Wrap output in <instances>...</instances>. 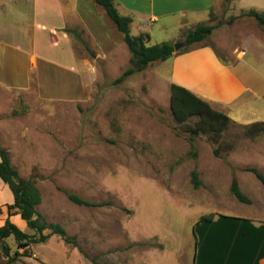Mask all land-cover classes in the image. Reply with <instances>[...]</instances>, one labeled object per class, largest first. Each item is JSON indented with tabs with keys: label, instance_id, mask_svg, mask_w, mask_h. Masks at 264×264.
<instances>
[{
	"label": "rangeland",
	"instance_id": "374dc122",
	"mask_svg": "<svg viewBox=\"0 0 264 264\" xmlns=\"http://www.w3.org/2000/svg\"><path fill=\"white\" fill-rule=\"evenodd\" d=\"M209 1L138 0L136 7L168 13L201 8ZM214 4L212 22L204 23L210 14L194 13V22L179 25L185 34L194 23L215 25L209 41L221 59L239 75H250L245 76L248 83L264 85V32L253 18L241 16L251 9L264 14V0ZM162 22L163 27L149 23L150 44L174 42L182 50L186 45L184 39L176 41L181 34L173 16ZM130 34H136L135 27ZM95 41L74 39L77 54L85 53L93 67L86 72L85 89L82 77L50 70L41 62L32 73L39 75V84L24 91L0 86V147L18 175L34 181L41 195L37 211L75 237L82 253L57 236L24 249L10 237L0 239V264H192V231L201 217L264 220V188L244 171L253 166L247 161L252 153L245 156L250 140L244 129L230 124L216 136L196 130L195 118L178 123L169 106L166 63H152L114 84L130 67L131 55L123 39H116L115 50L109 52L107 43L101 52ZM2 50L0 71L12 66ZM19 58L16 63L29 69L28 57ZM190 137L197 153L196 189L190 176ZM233 177L251 205L230 195ZM63 192L108 205L77 206ZM11 203L12 194L0 181V227ZM9 220L31 233L18 216Z\"/></svg>",
	"mask_w": 264,
	"mask_h": 264
},
{
	"label": "crops",
	"instance_id": "0c3cea01",
	"mask_svg": "<svg viewBox=\"0 0 264 264\" xmlns=\"http://www.w3.org/2000/svg\"><path fill=\"white\" fill-rule=\"evenodd\" d=\"M137 1L113 0L119 14L131 19L130 30L132 26L136 29L133 36L146 33L149 39V23H157V27H163L162 20L173 16L175 30L181 34L176 40L178 41L184 39L187 31L183 30L184 25H179L180 22H194V13L207 14L208 17L215 13V0H210L201 8L179 9L168 13H155L152 7L141 8L143 11H139ZM220 1L216 0V3ZM207 21L209 20L204 23ZM194 24L192 27L199 25ZM66 30L77 34L79 39H97L95 43L101 52H104L103 43L108 44L105 52H109L115 50L116 39H123L118 36V31L105 11L93 0H0V47L3 46V55L7 54L12 62V66L0 71V86L24 91L34 82L39 84V75L33 77L32 73L38 70V62H41L50 70L61 69L74 77H82V87L85 89L86 72L93 70V67L87 61L85 53L77 54L74 47V39L77 38ZM149 45L152 44L149 42ZM23 56L29 59V69L20 67L15 61ZM161 63L167 64L170 85L175 84L190 91L212 108L220 109L235 124L248 126L264 122V85L259 87L261 83L257 86L248 83L245 76L250 78V75H239L235 66L219 60L210 47L197 46L194 50L175 54ZM43 69L45 71L46 68ZM51 72V75L55 74ZM247 139L250 143L245 146V156L252 153V160L247 161L252 162V168L264 174V133ZM245 219L251 220L254 228L244 229L243 236H240L241 231L238 233L239 259L230 264H264V227H261L264 220ZM211 236L210 229L200 233L196 264H229L224 261L216 262L208 257L206 243Z\"/></svg>",
	"mask_w": 264,
	"mask_h": 264
},
{
	"label": "trees",
	"instance_id": "16d2710c",
	"mask_svg": "<svg viewBox=\"0 0 264 264\" xmlns=\"http://www.w3.org/2000/svg\"><path fill=\"white\" fill-rule=\"evenodd\" d=\"M97 6H100L113 24L116 30L122 35L123 42L126 45L128 52L131 55L130 67L126 69L114 84H119L128 76L144 71L150 64L155 62H164L175 54L187 53L194 50L197 45L202 44V47H210L216 54L217 58L223 62L215 46L209 41V37L216 28L212 24H199L193 30H189L184 35L185 47L182 50L175 52L173 44L162 43L159 45H149L150 39L148 34L140 33L137 36L130 34L131 19L119 14L113 0H93ZM230 1V0H227ZM213 14H210L208 22H212ZM241 16L253 18L264 32V14L249 10L242 13ZM68 34H73L78 41V35L70 30H66ZM169 106L174 119L185 124L190 118H195V129L199 132L211 133L219 136L230 124L237 125L244 129L243 134L247 137L254 138L264 133V122L254 123L248 126L235 124L228 116L211 107L209 103L194 95L190 91L171 84L169 87ZM191 134H195L192 130ZM189 154L194 161V167L191 171V183L194 189L200 186L198 180V172L196 170L197 153L195 151L194 139L189 138ZM214 155L219 157V152L214 150ZM245 172L251 173L257 181L264 187V174L255 168L247 167ZM0 181L8 187L12 194V203L6 206L7 218L4 224L0 227V239L12 237L20 249L28 248L32 245L44 244L51 236H57L66 245L77 247L75 237L67 234L66 230L59 224L50 223L46 218L37 211V207L41 203V195L38 188L32 179H23L18 175V172L12 167L7 153L0 147ZM230 195L241 204L251 205V200L240 190L236 178H232L230 184ZM66 198L77 206L84 207H104L107 203H90L83 200L75 194L63 192ZM18 216L25 224V227L31 232L26 233L18 226L13 224L10 216ZM261 227H264L262 225ZM253 229L254 225L251 220L232 217L227 215H218L217 217L203 216L193 226V236L195 238V255L193 257L196 264V251L200 249V233L205 229H210L211 238L207 241L208 257L216 262L235 263L238 261V233L240 236L245 234L244 229ZM199 229V230H198ZM199 233V234H198ZM8 255V249H5ZM17 254V253H16ZM238 258V259H237Z\"/></svg>",
	"mask_w": 264,
	"mask_h": 264
},
{
	"label": "water",
	"instance_id": "95a60500",
	"mask_svg": "<svg viewBox=\"0 0 264 264\" xmlns=\"http://www.w3.org/2000/svg\"><path fill=\"white\" fill-rule=\"evenodd\" d=\"M180 47H182V44H176L173 46L175 51H177Z\"/></svg>",
	"mask_w": 264,
	"mask_h": 264
}]
</instances>
